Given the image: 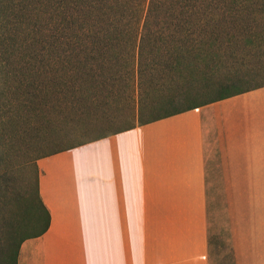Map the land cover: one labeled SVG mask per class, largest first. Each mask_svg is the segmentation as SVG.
I'll use <instances>...</instances> for the list:
<instances>
[{"label": "trees", "instance_id": "16d2710c", "mask_svg": "<svg viewBox=\"0 0 264 264\" xmlns=\"http://www.w3.org/2000/svg\"><path fill=\"white\" fill-rule=\"evenodd\" d=\"M261 86L264 0H0V213L21 142L49 148L0 264L50 227L40 158Z\"/></svg>", "mask_w": 264, "mask_h": 264}, {"label": "crops", "instance_id": "0c3cea01", "mask_svg": "<svg viewBox=\"0 0 264 264\" xmlns=\"http://www.w3.org/2000/svg\"><path fill=\"white\" fill-rule=\"evenodd\" d=\"M38 166L51 224L22 243L18 264H210L208 183H264V86L42 157ZM250 208L247 259L264 264V203Z\"/></svg>", "mask_w": 264, "mask_h": 264}, {"label": "rangeland", "instance_id": "374dc122", "mask_svg": "<svg viewBox=\"0 0 264 264\" xmlns=\"http://www.w3.org/2000/svg\"><path fill=\"white\" fill-rule=\"evenodd\" d=\"M137 121L136 118L116 120L107 125V131ZM29 143H32L31 138L21 142V150L17 151L13 158L11 178L8 181L7 205L0 213L6 216L8 222H14L20 217L17 195L24 192L34 181V169L30 159L36 153L49 151L48 146L35 144L30 146ZM208 189L211 195V208L214 210L209 215V230L213 234L210 264H251L250 259H247L249 255L246 254V239L243 235L245 229L243 230L242 224L247 220L250 227L251 216L249 217L248 212H251L252 203L254 206L264 203V183L211 182L208 183ZM232 244L238 245L235 246L238 247V254L230 250Z\"/></svg>", "mask_w": 264, "mask_h": 264}]
</instances>
